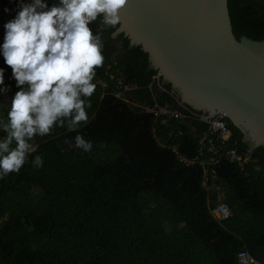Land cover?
I'll return each instance as SVG.
<instances>
[{
  "label": "trees",
  "instance_id": "trees-1",
  "mask_svg": "<svg viewBox=\"0 0 264 264\" xmlns=\"http://www.w3.org/2000/svg\"><path fill=\"white\" fill-rule=\"evenodd\" d=\"M228 8L238 40H264V0H228ZM8 18L0 11V41ZM117 27L102 26L105 59L89 123L36 137L19 172L0 178V264H239L243 251L264 264V146L253 149L229 123L228 147L251 160L244 168L218 162L205 185L202 167L179 162L170 146L194 159L206 124L162 123L145 110L184 108L147 53L124 34L113 37ZM77 131L90 151L64 143ZM220 201L231 209L226 220L212 214Z\"/></svg>",
  "mask_w": 264,
  "mask_h": 264
},
{
  "label": "clouds",
  "instance_id": "clouds-1",
  "mask_svg": "<svg viewBox=\"0 0 264 264\" xmlns=\"http://www.w3.org/2000/svg\"><path fill=\"white\" fill-rule=\"evenodd\" d=\"M125 3L8 0L0 9L10 17L0 41V178L19 172L36 149V137L89 123L96 69L105 59L102 26L118 25ZM64 143L82 152L92 148L78 131ZM31 163L42 167L43 158L37 154Z\"/></svg>",
  "mask_w": 264,
  "mask_h": 264
},
{
  "label": "water",
  "instance_id": "water-1",
  "mask_svg": "<svg viewBox=\"0 0 264 264\" xmlns=\"http://www.w3.org/2000/svg\"><path fill=\"white\" fill-rule=\"evenodd\" d=\"M113 37L147 53L179 104L227 115L252 148L264 146V40L233 33L228 0H126Z\"/></svg>",
  "mask_w": 264,
  "mask_h": 264
},
{
  "label": "built area",
  "instance_id": "built-area-1",
  "mask_svg": "<svg viewBox=\"0 0 264 264\" xmlns=\"http://www.w3.org/2000/svg\"><path fill=\"white\" fill-rule=\"evenodd\" d=\"M116 95L117 97L122 96L121 86L117 87ZM180 106L184 109L172 108L166 105L155 106L154 108L146 107L145 110L153 113L156 119H160L162 123H166L168 120L186 121L196 119L206 124V129L198 142V153L194 159L189 160L181 155L178 151V144L173 143L170 146L179 162H183L186 165L199 164L202 167L205 185L208 184L210 179L215 180L214 166L218 162L225 160L240 168H244L245 164L250 162V152L228 147L231 130L229 129V121L225 113L219 112L208 117L185 106ZM212 214L217 220H226L231 216V209L226 202L220 201L216 208L212 210ZM237 259L239 264H260L245 251L239 253Z\"/></svg>",
  "mask_w": 264,
  "mask_h": 264
},
{
  "label": "rangeland",
  "instance_id": "rangeland-1",
  "mask_svg": "<svg viewBox=\"0 0 264 264\" xmlns=\"http://www.w3.org/2000/svg\"><path fill=\"white\" fill-rule=\"evenodd\" d=\"M180 105V104H179Z\"/></svg>",
  "mask_w": 264,
  "mask_h": 264
}]
</instances>
